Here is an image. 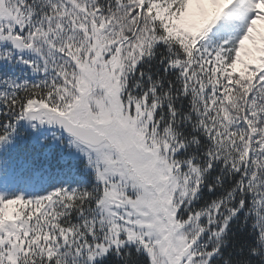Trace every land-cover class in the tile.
<instances>
[{
  "label": "snow or ice",
  "instance_id": "obj_1",
  "mask_svg": "<svg viewBox=\"0 0 264 264\" xmlns=\"http://www.w3.org/2000/svg\"><path fill=\"white\" fill-rule=\"evenodd\" d=\"M0 264H264V0H0Z\"/></svg>",
  "mask_w": 264,
  "mask_h": 264
}]
</instances>
